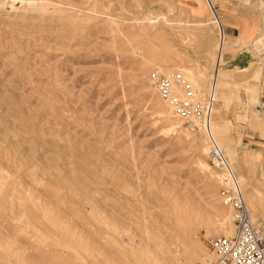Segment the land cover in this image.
I'll list each match as a JSON object with an SVG mask.
<instances>
[{"label": "rangeland", "instance_id": "rangeland-1", "mask_svg": "<svg viewBox=\"0 0 264 264\" xmlns=\"http://www.w3.org/2000/svg\"><path fill=\"white\" fill-rule=\"evenodd\" d=\"M210 4L249 27L226 37L220 67ZM217 67L214 134L230 161L237 144L232 168L264 220V126L246 121L264 82V0H0V264L213 260L205 241L232 211L206 147L147 76L207 73L210 86Z\"/></svg>", "mask_w": 264, "mask_h": 264}, {"label": "built area", "instance_id": "built-area-1", "mask_svg": "<svg viewBox=\"0 0 264 264\" xmlns=\"http://www.w3.org/2000/svg\"><path fill=\"white\" fill-rule=\"evenodd\" d=\"M5 1L9 4V0ZM212 6L213 21L218 25L221 23L220 18L214 5ZM221 30L218 31V37L223 39L224 32ZM147 84L161 99L170 104L191 135L203 138L208 146L207 161L218 174L220 198L223 204L232 209L233 234H221L205 241L208 250L215 257L205 264H264V220H251L236 173L218 145L211 126L212 112L216 104L214 89L204 91L179 72L158 70L148 74ZM254 111L258 115L263 114L264 82L261 84L259 101L254 106Z\"/></svg>", "mask_w": 264, "mask_h": 264}, {"label": "bare ground", "instance_id": "bare-ground-1", "mask_svg": "<svg viewBox=\"0 0 264 264\" xmlns=\"http://www.w3.org/2000/svg\"><path fill=\"white\" fill-rule=\"evenodd\" d=\"M11 3H13L15 0H9ZM210 9H211V11H213V6L210 4ZM213 14V13H212ZM145 20H147L149 23H151V24H153V22H154V19H152V18H145ZM211 23L212 24H214L215 25V28L217 29V31H222L221 29V24H215V22L214 21H211ZM168 24H169V22H168ZM203 25V24H202ZM201 26V25H200ZM222 35V34H221ZM225 39H226V35L224 34V36H223V39H222V37L221 38H219V40H218V42L216 43L217 44V46H216V52H217V58H216V63H217V66H218V64H220V63H222L223 61H222V54H223V50H224V41H225ZM227 50V49H226ZM158 70V69H157ZM220 70H222V69H220V68H218L217 67V69L215 70V72H214V74H213V79H212V83L210 84V86H207V85H209V83H210V81H209V79H210V76H208V74L206 73V74H204V80H200V79H197L196 81H192L186 74H183V72L182 71H177V72H179L180 74H182L183 76H184V78L185 79H187L188 81H190L192 84H195V85H198L199 84V82H203V90L204 91H207V90H210L211 88L212 89H214V97H215V100H216V94H217V91H218V75H219V72H220ZM158 71H160V70H158ZM186 71V70H185ZM161 72V71H160ZM208 88H207V87ZM206 87V88H205ZM153 90V89H152ZM154 91V90H153ZM155 92V91H154ZM156 93V92H155ZM180 95H182V92L181 91H179L178 92ZM166 106H167V108L169 109V111L173 114V117L175 118V119H177L178 120V122H181V120L179 119V117H178V115L173 111V109H172V107L170 106V104L167 102V101H162ZM216 105V104H215ZM214 108H215V106H214ZM214 108H213V112H214ZM212 112V118H213V116H214V113ZM252 113L253 114H255V115H258V114H256L255 113V111H254V108L252 109ZM212 118H211V126H212V129H213V122H212ZM262 121V120H261ZM217 122V121H216ZM173 123V122H172ZM263 123V122H262ZM177 124V123H176ZM171 126V129L172 130H176L177 128H176V126H174V125H170ZM186 130V129H185ZM226 131V130H225ZM213 132H214V129H213ZM189 135H191L190 133H188ZM215 135V134H214ZM192 136V135H191ZM193 137H195L194 135H193ZM199 137V136H198ZM196 138V137H195ZM199 140L203 143V145L206 147V149H207V152H208V146L205 144V142H204V140H203V138L202 137H199ZM217 142H218V145H219V141L217 140ZM220 146V145H219ZM221 148V147H220ZM222 149V148H221ZM223 150V149H222ZM206 152V153H207ZM223 152H224V150H223ZM225 153V152H224ZM207 155V154H206ZM225 155H226V153H225ZM228 158V157H227ZM229 159V158H228ZM230 161V160H229ZM230 163H232L231 164V167H232V165H234V168L236 169V171H237V167H238V163H237V161L235 160V159H232V161H230ZM209 166L211 167V165L209 164ZM206 168H208V166H206ZM211 169H212V167H211ZM210 170V169H209ZM208 169H207V171H209ZM213 170V172L215 173V175H216V177H217V180H218V182H219V178H218V174H217V172L214 170V169H212ZM235 172V171H234ZM239 180H240V182H242V183H245V178L242 176V175H240L239 174ZM241 186V185H240ZM242 189V188H241ZM243 192V191H242ZM243 196H244V194H243ZM247 196L248 197H250V193L248 192L247 193ZM244 200H245V198H244ZM222 204V203H221ZM223 206H225V207H227L228 209H230L231 211H232V209L229 207V206H227V205H225V204H222ZM226 213H228V212H226ZM225 213V214H226ZM251 216V215H250ZM231 218V219H230ZM223 220H225L224 222H222V223H218L217 225H215V232H218V233H222L223 235H225V236H230V235H232L233 234V230H234V226H233V217H232V215H231V217L230 216H227V217H225V218H223ZM251 220H252V218H251ZM253 221V220H252ZM225 228H227V229H225ZM193 263V262H192Z\"/></svg>", "mask_w": 264, "mask_h": 264}, {"label": "crops", "instance_id": "crops-1", "mask_svg": "<svg viewBox=\"0 0 264 264\" xmlns=\"http://www.w3.org/2000/svg\"><path fill=\"white\" fill-rule=\"evenodd\" d=\"M177 1L178 3H184V4H189V3H194L196 2L197 0H175ZM217 11V10H216ZM218 15V14H217ZM219 16V15H218ZM220 17V16H219ZM221 22V20H220ZM221 24V28L223 29V32L225 35H227L226 37L229 38L230 40H234V42H240V41H245V38L248 34V31H249V27L248 25L247 26H241L240 28V33H236L237 32V28L235 26H232L231 24L229 23H220ZM258 39V37L253 41L255 42L256 40ZM224 50H223V54H222V61L224 62V56L227 54V52H229L230 50L233 49L232 46H230L229 44L226 43V41H224ZM227 49V50H226ZM241 56L239 57H236L235 59H233V61L237 62L238 66H241L242 64H244V61L242 58H240ZM229 63V62H228ZM252 63V61H251ZM250 63V64H251ZM248 66L246 67H243V68H239V69H230V70H243V69H246ZM217 95H216V104H217ZM215 110V108H214ZM252 114V113H251ZM262 120V121H261ZM252 124H256V125H259V126H264V111H263V114L261 115H258V116H253V115H250V117H248V119L246 120ZM212 122H213V118H212ZM263 122V123H262ZM216 137V136H215ZM217 139V138H216ZM264 139V138H263ZM218 140V139H217ZM219 141V140H218ZM220 145V143H219ZM233 148L234 150L232 151V156L235 158L236 160V149H235V146H237V144H233ZM221 147V146H220ZM225 152V151H224ZM227 156V155H226ZM254 160V158L249 154L247 153L246 156H245V164L249 165L252 163V161ZM237 161V160H236ZM262 162H264V159L262 157ZM238 163V162H237ZM240 164V163H238ZM240 166V165H239ZM239 181V179H238ZM240 185H241V188H242V184L241 182L239 181ZM242 191H243V188H242ZM251 215V218H253V214H250ZM254 218H256L254 216Z\"/></svg>", "mask_w": 264, "mask_h": 264}]
</instances>
